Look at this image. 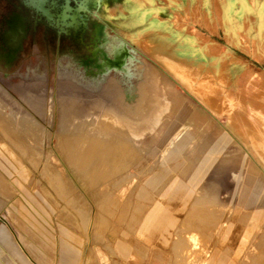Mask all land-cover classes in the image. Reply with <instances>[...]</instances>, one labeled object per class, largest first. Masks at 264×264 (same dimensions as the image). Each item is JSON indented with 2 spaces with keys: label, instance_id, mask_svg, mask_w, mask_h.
<instances>
[{
  "label": "rangeland",
  "instance_id": "1",
  "mask_svg": "<svg viewBox=\"0 0 264 264\" xmlns=\"http://www.w3.org/2000/svg\"><path fill=\"white\" fill-rule=\"evenodd\" d=\"M226 5L222 22L216 0H105L80 40L40 26L0 57V227L28 256L24 224L52 262L66 246L122 264L98 256L124 246L154 264H264V0ZM95 23L148 62L131 112L114 82L58 94L63 52L89 55Z\"/></svg>",
  "mask_w": 264,
  "mask_h": 264
},
{
  "label": "flooded vegetation",
  "instance_id": "2",
  "mask_svg": "<svg viewBox=\"0 0 264 264\" xmlns=\"http://www.w3.org/2000/svg\"><path fill=\"white\" fill-rule=\"evenodd\" d=\"M104 1L0 0L1 59L7 63L13 61L14 52L22 47L28 30L36 31L40 26L59 37L80 40L87 27V16L100 19L97 11ZM91 32V53L86 57H76L72 52H63L62 57L67 59L68 64L63 66L58 62L57 81L66 77L71 81L72 77L76 86L92 93H103L106 86L114 82L120 93L119 101L127 103L128 110L135 109L140 94L137 84L141 85L143 82L147 60L116 33H109L105 24H93ZM110 34L113 37L109 40ZM118 55L121 57L120 64L103 63L105 56L113 58ZM23 78L24 81L40 80L48 83L44 71L36 73L32 70Z\"/></svg>",
  "mask_w": 264,
  "mask_h": 264
},
{
  "label": "crops",
  "instance_id": "3",
  "mask_svg": "<svg viewBox=\"0 0 264 264\" xmlns=\"http://www.w3.org/2000/svg\"><path fill=\"white\" fill-rule=\"evenodd\" d=\"M239 1L244 2V0H239ZM216 2L220 9L219 11L222 13V22H223L224 16L226 17L227 20L230 19L229 14L232 9H231V6L226 5L227 0H216ZM211 6L212 5L210 4L209 12H211ZM237 19L238 20L248 19V14L245 12L242 13L241 11V14L238 15ZM195 178L197 177L193 176L192 178L193 182L195 181L194 180ZM24 225H25V231L28 237H26V240H25L26 242L23 243V245L28 250V254L33 260L31 263L27 260L29 264H87L85 262V259H83L82 255H79V253L75 250L67 249L66 246L58 250L57 260H54V262L56 261L55 263L52 262V258H54L53 251L49 250V252L47 251V254H45L41 250H39V248H42L44 244L42 243L40 238L36 236L37 231L34 229V227H31L30 225H26V224ZM98 257L105 258V259L114 258L115 259L114 261H116V259L118 258L119 259L123 258L125 259V261L122 264H154L155 263V262L149 263L145 261H139L135 251L133 253V250H130L129 248L124 247V246H120L119 250L116 251L115 253L107 254V252L105 253L99 252ZM23 264H27V263L23 261ZM204 264H212V261H206L204 262Z\"/></svg>",
  "mask_w": 264,
  "mask_h": 264
},
{
  "label": "bare ground",
  "instance_id": "4",
  "mask_svg": "<svg viewBox=\"0 0 264 264\" xmlns=\"http://www.w3.org/2000/svg\"><path fill=\"white\" fill-rule=\"evenodd\" d=\"M154 33V32H153ZM151 34V32L150 33H148L144 38H143V40H142V47H143V44H144V42H145V39H146V37L148 36V35H150ZM154 35V34H153ZM156 37V36H155ZM157 38V37H156ZM155 38V39H156ZM163 38V37H162ZM153 39V38H152ZM161 39V38H160ZM156 41V40H155ZM154 41V42H155ZM162 41V40H161ZM167 42V41H166ZM151 43V42H150ZM164 43V42H163ZM151 45L153 46L154 44H152L151 43ZM150 45V47H152ZM167 45H170V44H167ZM148 46H149V44H148ZM167 47V46H166ZM169 48V47H168ZM153 49H154V47H153ZM152 48H151V50H153ZM150 50V51H151ZM171 50V49H170ZM133 51V50H132ZM135 51V50H134ZM153 52V51H152ZM138 53V52H137ZM175 54V53H174ZM138 55V54H137ZM176 55V54H175ZM133 56V55H132ZM168 56V55H167ZM134 57V56H133ZM158 59L160 58V57H157ZM161 58H163V57H161ZM161 60V59H160ZM163 60V59H162ZM161 60V61H162ZM165 61H162L163 63L162 64H164V62H167V60L166 59H164ZM160 62V61H159ZM169 63V62H168ZM171 63V62H170ZM203 63V62H202ZM204 64V63H203ZM202 64V65H203ZM201 65V64H200ZM164 66V65H163ZM127 67V66H126ZM126 67H125V69H126ZM178 67V66H177ZM180 67V66H179ZM205 67H207V64H206V66ZM181 68V67H180ZM182 68H183V66H182ZM186 68V67H185ZM190 69L189 70H191V67H189ZM201 68H202V66H201ZM204 69V68H203ZM168 70V69H167ZM184 70V69H183ZM170 71V70H169ZM192 71V70H191ZM193 71H196L195 69L193 70ZM198 71V70H197ZM200 72H201V70H200ZM183 73H185V74H187L186 72H183ZM192 73V72H191ZM171 74H172V71H171ZM174 74V73H173ZM61 75H63V74H61ZM198 75H199V73H198ZM180 76V75H179ZM182 76V75H181ZM63 77V76H62ZM66 77V76H65ZM71 77V76H70ZM150 79V78H149ZM178 79H180V78H178ZM32 81V83L34 84V85H37V86H43L44 85V83L45 82H43V81H33V80H31ZM152 81V80H151ZM193 81V80H192ZM150 82V81H149ZM157 82V81H156ZM75 83V82H74ZM73 82H72V77H71V81L70 80H68L67 79V77L66 78H62L61 80H59V82H58V90H60V92L58 91V94L59 93H66L67 92V94H68V91H70V90H73V88H76V89H80L81 87H79V86H76L75 84H74ZM24 84V83H23ZM77 84V83H76ZM150 84V83H149ZM198 84V83H197ZM196 84V85H197ZM156 85V84H155ZM22 86V85H21ZM25 86V85H24ZM109 86V85H108ZM116 87H117V85H116ZM189 88V87H188ZM38 90V89H37ZM82 90V89H81ZM191 90V89H190ZM39 91V90H38ZM75 91V90H74ZM84 91V90H83ZM76 92V91H75ZM75 92H74V94H75ZM77 93V92H76ZM80 94V93H79ZM69 95V94H68ZM108 95H110V94H108ZM63 96V95H62ZM66 96V95H65ZM72 96V95H71ZM37 97V96H36ZM112 97V96H111ZM144 97V96H143ZM118 99V98H117ZM7 107L3 104V102L1 101V99H0V114H2V112H6L7 111ZM137 109V108H136ZM132 110V109H131ZM131 110H129L130 112H131ZM12 111H10L9 110V113H7L8 115H9V117H8V115H7V118H9L10 119V121L12 122V120H13V114L11 113ZM4 116V115H3ZM4 117H6V116H4ZM12 117V118H11ZM6 118V119H7ZM8 119V120H9ZM22 119H27L26 117H22ZM22 119H21V121H22ZM32 120V119H31ZM1 121H4L5 122V120H3V118L1 119ZM15 121V120H14ZM112 121V120H111ZM110 120L109 121H107L106 123L108 124V122L109 123H114V122H111ZM25 122V121H24ZM28 122L31 124V123H33V122H31V121H29L28 120ZM13 123V122H12ZM87 123V122H86ZM89 123V122H88ZM105 123V124H106ZM71 124H73V123H71ZM90 124H92V122L90 123ZM71 126V125H70ZM72 127V126H71ZM6 128V127H5ZM117 128V127H116ZM4 129V128H3ZM8 129V128H7ZM115 129V128H114ZM120 130H121V128H119ZM105 130V129H104ZM124 129H122V131H123ZM106 131V130H105ZM98 132H100V130L98 131ZM102 132V131H101ZM104 132V131H103ZM108 132V131H107ZM115 132H117L116 130H115ZM102 134V133H101ZM106 134V133H105ZM110 134V133H109ZM115 134H119V132L118 133H115ZM122 134V133H121ZM125 134V133H124ZM124 134H122V135H124ZM120 135V134H119ZM102 137H103V135H102ZM123 137V136H122ZM128 137V136H127ZM124 138H126L125 136H124ZM128 138H130V136L128 137ZM128 138H127V141H129L128 140ZM126 140V139H125ZM130 141H131V139H130ZM11 235V234H10ZM17 249H20V251H21V253L22 254H24V256L26 257V259L31 263L33 260H32V258L31 257H29L28 255H27V253H26V251H25V249L20 245V243L19 242H17V241H14V240H11L10 239V237H9V234L6 232V229L4 228V227H0V264H3V263H5L6 261H7V259H8V257L9 256H12L14 259H15V261L16 262H19V263H21V264H23V260H22V256L20 255V252L17 250ZM12 253V254H11Z\"/></svg>",
  "mask_w": 264,
  "mask_h": 264
}]
</instances>
